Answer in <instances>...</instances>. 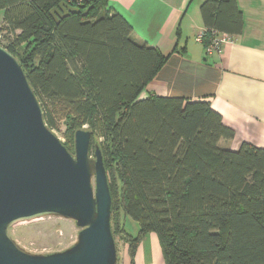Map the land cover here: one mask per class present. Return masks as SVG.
I'll use <instances>...</instances> for the list:
<instances>
[{"label":"trees","instance_id":"obj_1","mask_svg":"<svg viewBox=\"0 0 264 264\" xmlns=\"http://www.w3.org/2000/svg\"><path fill=\"white\" fill-rule=\"evenodd\" d=\"M62 1L0 0V45L22 65L49 129L57 115L70 118L69 151L83 128L92 133L90 155L100 146L112 233L128 244L131 264L150 233L166 264H264V149L223 147L235 131L206 99L142 97L171 54L137 42L109 0H85L57 24L50 12ZM200 11L205 46L212 30L242 34L237 0H206ZM123 215L138 223L136 236Z\"/></svg>","mask_w":264,"mask_h":264},{"label":"water","instance_id":"obj_2","mask_svg":"<svg viewBox=\"0 0 264 264\" xmlns=\"http://www.w3.org/2000/svg\"><path fill=\"white\" fill-rule=\"evenodd\" d=\"M81 12L63 0L50 15L60 24ZM91 141V131L79 129L69 151L47 126L19 60L0 45V264H117L108 174L100 146L90 155ZM48 216L76 223L73 246L34 254L12 237L17 223Z\"/></svg>","mask_w":264,"mask_h":264},{"label":"crops","instance_id":"obj_3","mask_svg":"<svg viewBox=\"0 0 264 264\" xmlns=\"http://www.w3.org/2000/svg\"><path fill=\"white\" fill-rule=\"evenodd\" d=\"M206 0H109L113 12L124 16L133 38L171 54L166 66L143 96L206 99L235 131L225 148L237 151L246 142L264 149V0H237L244 16L241 35L221 51L207 54L197 35L206 31L200 7ZM4 13H1L0 27ZM181 29L180 38L176 36ZM178 47L177 51H174ZM185 49V51H184ZM117 264H131L126 243ZM134 264H166L159 236H145Z\"/></svg>","mask_w":264,"mask_h":264},{"label":"rangeland","instance_id":"obj_4","mask_svg":"<svg viewBox=\"0 0 264 264\" xmlns=\"http://www.w3.org/2000/svg\"><path fill=\"white\" fill-rule=\"evenodd\" d=\"M0 11V19H1ZM146 97V96H142ZM57 127L53 133L64 143L66 141V131L70 127V118L66 113L56 116ZM126 231L132 236L139 232L138 223L130 217L122 216ZM80 228L73 220L57 216H48L32 221L19 222L11 228V235L14 240L26 251L34 254H51L64 251L73 246L78 240ZM118 248V258L123 254L126 243L122 236L116 239Z\"/></svg>","mask_w":264,"mask_h":264},{"label":"built area","instance_id":"obj_5","mask_svg":"<svg viewBox=\"0 0 264 264\" xmlns=\"http://www.w3.org/2000/svg\"><path fill=\"white\" fill-rule=\"evenodd\" d=\"M68 4L79 7L82 4H84L85 0H65ZM205 32L197 35L196 41L199 43H204L205 38ZM2 37V34L0 33V39ZM234 37L226 32H221L218 30H212V36L210 38V42L208 45L205 46V50L207 54L213 55L217 53L218 51H221V49L226 45L233 41Z\"/></svg>","mask_w":264,"mask_h":264}]
</instances>
